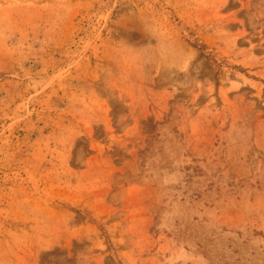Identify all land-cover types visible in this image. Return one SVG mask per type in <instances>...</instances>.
Here are the masks:
<instances>
[{
  "label": "rangeland",
  "instance_id": "obj_1",
  "mask_svg": "<svg viewBox=\"0 0 264 264\" xmlns=\"http://www.w3.org/2000/svg\"><path fill=\"white\" fill-rule=\"evenodd\" d=\"M0 264H264V0H0Z\"/></svg>",
  "mask_w": 264,
  "mask_h": 264
}]
</instances>
